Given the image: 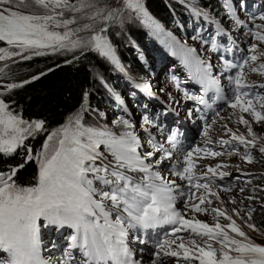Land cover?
<instances>
[{
	"label": "snow or ice",
	"instance_id": "1",
	"mask_svg": "<svg viewBox=\"0 0 264 264\" xmlns=\"http://www.w3.org/2000/svg\"><path fill=\"white\" fill-rule=\"evenodd\" d=\"M238 6L243 11L245 0H238ZM221 7L224 23L210 11L191 8L194 16L203 17L213 28L207 38L200 35L207 30L200 28L193 39H200L213 52L223 49L231 53L233 48L227 46L231 31L225 27L228 23L233 30L247 28L245 35L253 42L239 62L221 55L220 74L214 75V65L202 58L195 48L164 32L159 21L147 11L144 0H0V42H3L0 61L17 63L50 54L80 51L83 55L90 51L124 71L108 32L112 26L123 28L126 21L135 18L154 34L165 37L166 46L180 59L189 80L200 86L199 93L185 91V100L208 110L213 109L217 101H225L231 109H239L241 115L237 123L245 125L251 136L248 139L237 134L225 124L229 139L215 141L221 150H214L209 146L213 144L209 130L220 116L216 111L211 123L203 125L204 147L185 148L178 128L165 129L161 117L167 110L152 112L145 105L138 131L118 96L117 106L121 112L112 120V126L107 122L85 123L88 108L82 103L63 124L49 131L43 119H24L12 107L13 102L5 99L13 90L38 80L45 73L20 82L0 83V157L9 158L20 150L24 160L22 164L5 165V170H0V253L3 254L0 264H142V258H137L131 244L145 245L148 241L133 233L162 225L172 227L168 236L155 243L152 264H165L169 258H176L177 264H193V261L264 264V245L251 240L226 211L211 207L213 200L209 197L220 199L219 192L213 189L215 178L223 180L233 176L223 170L229 165L224 162L205 165L206 171L199 175L194 171L199 158L239 154V145L245 149L242 158L252 163V150L264 139L257 136L252 122L243 115L249 114L257 124L264 123V93L256 90L264 89V83L248 81L245 72L247 67L251 72L264 75V62L257 63L264 57L257 43H264V6L250 14L251 26L238 15L237 0H221ZM257 19L262 23H255ZM6 67L7 63L0 67V78H8ZM222 78L227 80L231 96L226 95ZM170 80L180 88L175 74ZM135 88L153 95L147 83H136ZM87 97L85 92L84 101ZM192 111L189 109V115ZM97 114L102 118L106 116L104 112ZM201 119L206 120V117L202 115ZM45 132L46 138L39 148L34 150L31 144L25 143ZM140 132L144 133L143 139ZM174 150L181 156L173 162ZM258 151L264 154V143L259 144ZM28 162L36 164V176L32 183L20 184L15 178ZM165 163L171 175L187 183V191L175 179L162 174ZM249 175L241 172L234 179L240 181ZM222 190L232 189L224 187ZM239 191L244 192L245 188L240 187ZM179 198H185L184 208L193 213L212 212L216 219L214 225L195 217L185 218L187 213L177 207ZM231 203H236L235 197ZM232 211L240 215L238 209ZM253 211L249 209L248 220ZM220 218L228 223L222 226ZM248 220L244 223L255 230V225ZM65 228L70 229L71 234L66 237L61 256L53 261L43 254L47 246L43 244L42 233L45 230L60 232ZM226 229L236 235H230ZM213 242L219 247H214ZM49 243L56 247L55 242Z\"/></svg>",
	"mask_w": 264,
	"mask_h": 264
},
{
	"label": "trees",
	"instance_id": "2",
	"mask_svg": "<svg viewBox=\"0 0 264 264\" xmlns=\"http://www.w3.org/2000/svg\"><path fill=\"white\" fill-rule=\"evenodd\" d=\"M144 4L151 16L163 26L164 32L171 33L181 43L195 48L202 58L208 57L206 46L199 44L197 39H193L197 35L190 33L195 29L198 33L200 28H204L207 31L200 34L206 36L211 33L213 28L203 17L194 16L191 8L195 6L204 11H210L211 15L215 17V13L219 9L216 0H144ZM216 19L221 20L222 18ZM126 23L123 28L119 27L117 31L109 30L108 35L116 48L121 64L134 77V81L130 85L135 87L136 83L141 82L154 88V77L157 72L156 57L159 55L161 41L151 29L144 26L138 19L133 18ZM76 53L68 57L50 54L35 57L30 61L18 60L17 63L7 64L8 67L5 68V71L8 73V79L6 82L1 81L0 83L20 82L42 72L45 75L22 88L13 90L5 96V99L13 102L12 107L24 119H43L46 122L45 127L49 131L63 124L68 116L80 109L82 103H86L88 108L85 119L109 124V117H112L111 104L117 106V96L128 109L123 95V90L128 84L125 81V73L116 69L114 65L105 61L95 52L87 51L83 55L80 54V51ZM169 55L172 57L170 49ZM74 56L78 59H74ZM68 60L72 62L65 63ZM95 69L99 71L97 74H100L101 79L96 76L98 81L95 79L96 74L93 76ZM137 90L145 93L142 89ZM85 92L88 93L87 101H84ZM170 99H172L171 96ZM97 104L100 107H107L108 112L105 117L95 115L94 105ZM107 116L108 119H106ZM46 135L47 132L40 134L36 139L29 138L28 144H31L35 150L42 145ZM22 163L24 160L21 158L20 150H17V153L9 158L0 157V170H5V165L15 166ZM261 168L255 169L261 170ZM36 173V164L28 162L18 172L15 179L20 184H29L34 181ZM256 183L262 184L264 187V175L260 174ZM252 194L256 197L252 200L253 205L264 203V189L256 187ZM242 216L248 220L245 214L242 213ZM248 222L255 225V230L251 229L255 236L248 237L255 243L264 245L261 243L264 242V208L256 206L251 213V220ZM255 239L259 241H255Z\"/></svg>",
	"mask_w": 264,
	"mask_h": 264
},
{
	"label": "rangeland",
	"instance_id": "3",
	"mask_svg": "<svg viewBox=\"0 0 264 264\" xmlns=\"http://www.w3.org/2000/svg\"><path fill=\"white\" fill-rule=\"evenodd\" d=\"M262 6H264V2L263 0H245V9L243 11H241L239 9L238 6V0H237V12L239 16H242V18L244 20H246L248 17H250V14L253 12H256L257 9H260ZM258 15V12L256 13ZM220 14L215 13V18H220L219 17ZM221 16V15H220ZM222 18V16H221ZM256 21H259V19H257ZM255 21V22H256ZM127 23H125L126 25ZM229 24L225 23V27L228 28ZM120 26L119 25H114L110 28L111 31H117L118 28ZM198 28V27H197ZM197 29L193 30L190 34L192 35H197L198 33H196ZM230 30V29H229ZM213 31V30H212ZM211 31V32H212ZM231 34H235V35H239V37L242 40L243 45H240L238 43L233 44L234 47L232 46L231 41L229 40V42H227V46L228 47H232L233 48V52L228 53L225 52L223 49V53L224 55H226L229 59H232L234 62H239L242 57L244 55L247 54V48L248 45L250 43H252L253 41L246 37H242L238 31H241V29H235V30H230ZM245 33V31L243 32ZM121 35V33H120ZM159 38V40L161 41V47L159 48V55H157L156 57V62H157V74L155 75V89L159 91L160 94H165L166 95V89L171 93V95H175L177 96V98H179L178 102L179 103H175V101L172 100L171 104H173L174 107H177L179 110L180 115H184V116H188V117H196V116H201V109L199 112L196 111V105H194L193 103L191 104H187L190 100H183L182 98H184V92L188 91V92H197V90H195L193 87L198 86L197 84H195L194 81L189 80L188 77V73L185 70L184 66L181 64L180 59H176V56L172 57L169 55V48L166 46L165 44V37L163 35H158L156 34ZM202 36H204L203 34H200ZM205 37V36H204ZM230 39V37H229ZM198 43L203 45L202 41L200 39H197ZM258 43V42H257ZM206 46V45H203ZM259 48L261 51H264V45H259ZM78 52V51H76ZM76 52H65L63 54H57L58 56L61 57H65V56H71V55H75L77 54ZM87 52V51H85ZM84 52V53H85ZM171 53V51H170ZM197 53L201 56V54L197 51ZM219 55V53H217ZM210 59H212L211 56H209ZM237 59V60H236ZM262 60H264V57H261L259 62H262ZM105 61H107L105 59ZM109 62V61H107ZM211 62V61H210ZM9 64L11 63V61H4V64ZM212 63V62H211ZM213 65V63H212ZM215 67L219 66L217 63H215L214 65ZM247 69V67L245 68V70ZM96 69L93 71V76L95 75V79L97 80L96 76L98 77V79H101L99 77L100 74H97ZM175 74L179 80H180V88H177L170 80V76ZM126 76V82L128 84H131L132 81H134L133 78H131L130 76H128V74H125ZM264 76V75H263ZM248 78H251L252 75L248 74L247 75ZM8 78H0V82H6ZM98 81V80H97ZM259 83H264V79H259ZM127 84V85H128ZM191 84H194V86H192ZM125 86V89L123 90V95L125 96V100H127V103L129 105L133 106V112L135 113H139L142 115V113L144 112V106L147 105L148 109L152 112H157V113H164L165 110L162 109L160 111V107L156 106V108H154L153 104L149 105V101L147 99V96H145V94L143 95L141 93V91L137 90L134 86ZM124 88V87H123ZM122 88V89H123ZM163 89V91H161ZM180 97H182L180 99ZM189 109H192V114L189 115ZM94 110L96 111V114L98 116L97 113L99 112H104L107 115V107H100L99 104L94 105ZM121 109L119 110H113L112 112V116L113 117H109V122H112V120L118 115L120 114ZM245 116L246 119H249L252 122V128L253 131L257 134V136H264V123H259L257 124L256 122L252 121V118L249 114L244 113L243 114ZM169 117L170 116L168 113L164 116L161 117V119L163 120V124L165 126V129L167 130L168 128H178L179 131L181 133L184 132V128L182 125V121H178L176 118H174V120H170ZM108 119V116L107 118ZM94 122L93 119H85V123H92ZM187 123V120L185 121ZM111 125V124H109ZM112 126V125H111ZM245 128H247L245 126ZM164 135H167V131H165ZM251 137V136H250ZM29 139L26 140V144L29 143ZM264 142V139L258 141V143ZM146 150V148H145ZM254 157V162L249 163L246 160H244L242 157L236 159V161H234V166L233 169H237V168H244L248 171H250L251 169L257 168V167H262L261 169H264V156L261 157H257L255 154H252ZM45 246H47L46 250L43 252V254L47 257H51V259L53 261H56L59 259V257L61 256L60 254L62 253V249L66 247V241H62V234L58 233L55 230H45ZM50 241L55 242L56 247H52L51 244L49 243ZM255 241H259L258 239ZM264 243V242H261ZM0 255H3L2 253ZM5 259H7L6 256H4Z\"/></svg>",
	"mask_w": 264,
	"mask_h": 264
},
{
	"label": "clouds",
	"instance_id": "4",
	"mask_svg": "<svg viewBox=\"0 0 264 264\" xmlns=\"http://www.w3.org/2000/svg\"><path fill=\"white\" fill-rule=\"evenodd\" d=\"M257 24L262 23L260 20L256 21ZM2 42H0L1 44ZM259 45H264V43H260ZM262 62H264V60H262ZM248 74H251L252 77L248 78L246 76V79L248 81H255L259 84V79H264V76L261 75L260 73L256 72H248ZM247 74V75H248ZM224 86L228 88V83H224ZM259 92L264 93V89H256ZM230 96H231V92L228 90L227 91ZM241 115L239 109L233 110L230 107H228L224 112L220 113L219 117H216L217 120V124L220 126V129L217 132V138H223V139H229V134H227L225 132V128L223 127L225 124L227 125L228 128H230L233 132H236L237 134H243L245 135L246 138L251 139L250 135L247 132V128H245V125L243 124H238L237 123V119L238 116ZM264 143V142H261ZM260 143H258L257 145H259ZM259 147V146H258ZM258 147L254 150V153H256L257 156H264V154H260L258 151ZM219 150H221L219 148ZM245 150L242 149V147H239V154H235V155H231V156H227L225 155L227 162H229L231 164L230 170L229 172H231L233 174V176L230 177H225L223 180H221L219 177L216 180L219 184H221L222 187H225L227 185H229L230 183H232V181H234V177L239 175L241 172L243 173H247L250 171H253L254 173L249 175V176H244L242 177L243 182L245 183L246 181H250L249 183H245V189L248 191V189L253 185L256 184V181L258 180V176L260 174L264 175V169L261 170H256L254 167L253 169H251L250 171L244 169V168H237V169H233L234 166V161H236V159L242 157L241 154H243ZM260 169V168H259ZM217 178V177H216ZM215 178V179H216ZM256 187H260L262 188L263 185L262 184H258ZM263 208V207H262Z\"/></svg>",
	"mask_w": 264,
	"mask_h": 264
},
{
	"label": "bare ground",
	"instance_id": "5",
	"mask_svg": "<svg viewBox=\"0 0 264 264\" xmlns=\"http://www.w3.org/2000/svg\"><path fill=\"white\" fill-rule=\"evenodd\" d=\"M236 60H237V59H236ZM128 85H130V84H128ZM128 85H127V86H128ZM130 86H131V85H130ZM145 148H146V147H145ZM0 254H1V253H0ZM0 256H3V255H0Z\"/></svg>",
	"mask_w": 264,
	"mask_h": 264
}]
</instances>
